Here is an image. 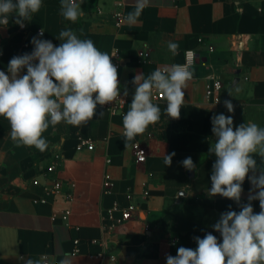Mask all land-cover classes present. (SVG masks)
<instances>
[{"label": "crops", "instance_id": "crops-1", "mask_svg": "<svg viewBox=\"0 0 264 264\" xmlns=\"http://www.w3.org/2000/svg\"><path fill=\"white\" fill-rule=\"evenodd\" d=\"M97 2L100 13L88 11L84 0L85 15L74 24L60 15V0H42L40 11L25 21L27 30L11 17L6 27L0 26L1 70L7 71L13 56L32 51L30 41L38 29L44 30L42 39L58 46L59 32L71 28L100 51L111 56L118 52L120 85L128 90L122 112L98 106V114L87 124L50 126L43 134L48 141L44 152L17 147L8 121L0 117V264H42L45 259L49 264L63 259L66 264H166V256H175L178 247L194 249V237L212 232L222 239L212 225L229 206L240 210L235 202L207 193L215 160L208 152L216 139L211 119L231 115L234 125L264 127V0H150L132 25L125 17L135 0ZM119 2L124 16L117 24L113 14ZM169 41L179 45L177 55L169 50ZM188 48L201 60L184 90L180 119H170L164 113L165 101L154 96L161 108L159 122L125 144L123 115L135 91L134 76L147 77L157 68L182 62ZM140 50H149V56H140ZM204 61L224 82L219 104L206 100ZM226 99L234 112L224 106ZM83 138H91L93 148L80 145ZM136 141L147 151L143 162L135 159ZM173 152L171 166H166L164 154ZM186 157L195 163L194 171L182 166ZM255 159L259 166L260 157ZM49 164L56 166L54 175L65 184L57 195L45 191ZM35 178L39 184L33 183ZM249 188L246 180L243 203ZM252 203L259 212V202ZM114 204L130 207L131 217L116 222V211L109 218L107 208Z\"/></svg>", "mask_w": 264, "mask_h": 264}, {"label": "clouds", "instance_id": "clouds-1", "mask_svg": "<svg viewBox=\"0 0 264 264\" xmlns=\"http://www.w3.org/2000/svg\"><path fill=\"white\" fill-rule=\"evenodd\" d=\"M83 3L84 0H60V15L76 23L85 15ZM149 6L150 0H135L126 22L137 23ZM41 7L42 0H0V26L6 27L11 17L23 28ZM43 34L41 28L30 41L32 51L13 56L7 72L0 70V117L10 125L9 136L17 147H34L41 152L48 148L43 134L50 126L87 124L98 114V106L103 108L122 95L112 56L100 51L91 39H82L73 29L65 28L59 32L57 39L61 43L57 46L42 39ZM168 48L173 55L178 54L177 43L169 41ZM193 76L187 64L166 65L147 77L137 73L131 81L135 91L129 110L123 115L125 144L159 122L161 108L153 101L154 95L165 101L164 113L170 119H180L184 90ZM127 95L124 88L123 96ZM224 106L229 113L234 112L231 100L226 99ZM211 124L216 139L208 152L215 160L207 193L235 202L240 210L229 206L212 225L222 239L212 232L203 238L194 237V249L178 247L175 256H166V264H264V127L256 123L234 125L233 117L224 114L212 116ZM174 156L175 152L164 154L166 166H171ZM256 156L260 157L259 166ZM181 163L186 170L196 169L191 157ZM246 180L250 188L247 202L243 203ZM253 201L259 202V212L254 211ZM59 264H66L65 259Z\"/></svg>", "mask_w": 264, "mask_h": 264}, {"label": "built area", "instance_id": "built-area-1", "mask_svg": "<svg viewBox=\"0 0 264 264\" xmlns=\"http://www.w3.org/2000/svg\"><path fill=\"white\" fill-rule=\"evenodd\" d=\"M88 11H94L96 13L101 12V6L98 4L97 0H93L91 4L87 7ZM124 16V12L122 9V2L118 3V9L114 12L113 14V19L114 21L118 24L122 20ZM28 22H25V27L21 28L23 30L28 29ZM40 32V29L37 30V34ZM27 45V42L25 43ZM210 48H212L210 46ZM139 55L142 57H148L149 56V50H140ZM112 62L117 66L119 65L118 62V52L115 50L112 54ZM201 60L200 54L195 51L192 48H188L184 51V60L182 62L178 63H173V64H187L190 66L191 70L194 73L193 78L196 76V70L194 69L197 66V62ZM205 68L208 70V72L205 74L206 78V84H205V97L206 100L213 104H219L222 101V92L224 88V82L221 78H219L213 71H211L212 65L206 61L203 62ZM1 70V69H0ZM5 71V70H3ZM7 72V71H5ZM122 95L120 98H118L115 102L103 106L104 108L108 109L112 113H119L122 112L123 108L126 105L128 95L123 96V90L121 88ZM156 98L162 100L159 95H154ZM81 144H87L89 148H93V140L91 138H83L80 141ZM132 149L135 155V159L137 162H143L145 161L147 157V151L145 147L138 141L134 142L132 145ZM56 171V166L54 164H49L45 171L44 174L46 178L49 180V184L45 187L46 192H50L53 195L60 194L61 191L63 190V187L65 186L63 180L56 175H54ZM34 184H39L40 180L38 178H35L33 180ZM74 182H69L68 185H74ZM66 195L71 198L72 194L69 191H66ZM129 198H132V194H128ZM43 200L45 199L44 197L42 198ZM118 211L120 213L119 217L115 219L116 222H121L123 220H127L131 217V208L127 207H121L118 204H114L111 207L107 208V215L109 218L114 217V212ZM70 211L66 210L65 214H68ZM111 228L114 227V222L110 225ZM100 256L102 255L101 253L99 254ZM42 264H49L48 260H43Z\"/></svg>", "mask_w": 264, "mask_h": 264}, {"label": "trees", "instance_id": "trees-1", "mask_svg": "<svg viewBox=\"0 0 264 264\" xmlns=\"http://www.w3.org/2000/svg\"><path fill=\"white\" fill-rule=\"evenodd\" d=\"M92 1H93V0H86V2H87L86 5L89 6V5L91 4Z\"/></svg>", "mask_w": 264, "mask_h": 264}, {"label": "water", "instance_id": "water-1", "mask_svg": "<svg viewBox=\"0 0 264 264\" xmlns=\"http://www.w3.org/2000/svg\"><path fill=\"white\" fill-rule=\"evenodd\" d=\"M198 61V60H197ZM195 70H196V68H194ZM236 73H239V70H237L236 71ZM238 80V77H236L235 79H234V81H237Z\"/></svg>", "mask_w": 264, "mask_h": 264}]
</instances>
